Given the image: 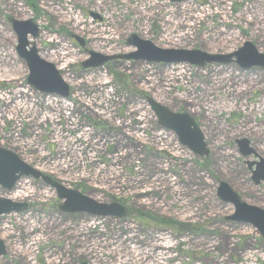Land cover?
Here are the masks:
<instances>
[{"label":"rangeland","instance_id":"1","mask_svg":"<svg viewBox=\"0 0 264 264\" xmlns=\"http://www.w3.org/2000/svg\"><path fill=\"white\" fill-rule=\"evenodd\" d=\"M150 1L157 6L140 15L135 6H147L144 0H0V148L66 188L128 210L121 220L67 215L40 180L21 179L11 192L0 187V198L28 204L26 212L0 218L6 251L0 264H139L131 250L161 251L163 264H218L219 258L227 264L251 259L264 264L262 238L250 225L228 221L234 209L216 195L224 182L244 203L264 210V181L256 185L248 169L264 159V70H242L234 63L197 68L132 60L80 67L89 52L134 53L126 44L131 35L165 50L228 55L249 42L264 54V0ZM75 17L86 24H74ZM8 18L37 24L38 56L57 68L70 88L69 101L39 96L27 86ZM174 18L184 23L177 33L170 26ZM88 22L94 33L85 29ZM72 36L84 39L85 48ZM14 94L23 105L31 104L34 114L7 113L5 104L15 101ZM148 100L188 114L203 134L208 156L197 158L174 133L162 130ZM53 110L58 111L55 126L42 122V114L53 115ZM58 132L63 141L75 139L73 145L91 161L76 166L72 155L59 153ZM241 139L256 156L241 155L235 143ZM86 141L99 144L86 146ZM61 162L66 171L51 167Z\"/></svg>","mask_w":264,"mask_h":264},{"label":"water","instance_id":"2","mask_svg":"<svg viewBox=\"0 0 264 264\" xmlns=\"http://www.w3.org/2000/svg\"><path fill=\"white\" fill-rule=\"evenodd\" d=\"M169 1L182 2L184 0ZM9 23L16 37V55L24 62L28 71L27 85L42 94L67 98L69 89L56 68L42 60L37 54L33 42L38 37L37 26L31 20L17 21L9 19ZM28 37L32 41H29ZM76 39L82 47V41L78 38ZM126 44L133 47L136 51L129 55L110 57L89 53L90 58L83 62L81 67L83 69H95L110 61L132 60L164 65L187 64L197 68H204L206 65L211 64L227 65L234 63L242 70H248L253 67L264 70V54H260L249 42L244 43L241 48L228 55H214L195 50L159 49L151 42L142 40L135 35L129 36ZM148 105L156 116L157 124L173 132L182 146L200 158L208 156L209 151L204 142L203 134L188 114L170 112L152 100H148ZM236 144L242 156L255 155L248 148L247 140H237ZM254 165L252 180L258 185L259 182L264 181V159H259V162ZM248 166L251 167V164L249 163ZM29 177L35 180L41 179L44 184L55 191L56 197L63 201V204L59 207V211L62 213L87 214L100 218L124 219L126 217V209L119 204H100L78 192L67 190L62 185L42 176L39 172L26 165L12 152L0 148V186L4 190L11 191L18 180ZM216 195L221 202L232 205L234 209V213L227 219L228 221L250 225L258 232L264 242V210L244 203L224 182L218 184ZM26 209L27 206L25 204H16L0 198V217L11 213H22ZM5 254L4 244L0 240V257L5 256ZM80 264L86 263L81 262Z\"/></svg>","mask_w":264,"mask_h":264},{"label":"bare ground","instance_id":"3","mask_svg":"<svg viewBox=\"0 0 264 264\" xmlns=\"http://www.w3.org/2000/svg\"><path fill=\"white\" fill-rule=\"evenodd\" d=\"M95 1V0H94ZM139 1H142V0H135V2H139ZM215 1H217V2H222V0H215ZM144 2H147V6H145L144 7V5H139V4H137V6H135V10L136 11H139V14L140 15H143V14H145V12H148L149 11V9H151L152 7H155V6H157V3H155V2H153V1H150V0H144ZM140 8H142V9H140ZM190 8V6H186V9H189ZM70 13L71 12H67L66 13V15L67 16H69V19L71 20V15H70ZM169 14L172 16V15H174L175 14V12L174 11H169ZM177 15V14H176ZM73 23L74 24H77L78 26H80V25H83L85 22H83V21H81V19H79L78 17H75V18H73ZM86 24V23H85ZM183 25H184V23L183 22H181V21H178V19L177 18H174L173 20H171L170 21V26L171 27H173L172 28V32H175V33H177L176 32V29H179V28H181V27H183ZM86 26H88V27H84L86 30H88V31H90V32H93L94 33V30L96 29V28H94L93 26H92V23H87V25ZM175 29V30H174ZM174 30V31H173ZM0 60H2V59H0ZM6 64V63H5ZM0 66H1V64H0ZM6 66H7V64H6ZM168 77H170V79H172V78H174L171 74L168 76ZM101 81V80H100ZM87 82V81H86ZM68 84H70V82H67ZM99 82H97V83H95V81H88L87 82V84H89V85H94V84H96L95 85V87L98 89V90H103V88H104V86L103 85H99L98 84ZM13 98H14V100L15 101H13L12 103H6L5 104V108H7L8 110H6V112L8 113H10V114H12L13 116H15L16 114H19L20 113V115H26L25 113H27V114H29L30 112H32L33 114H34V112H33V106L31 105V104H27V105H23V103H20L19 101H18V99H17V94H14L13 95ZM91 101H93V100H91ZM91 101H89L88 102V104H85L86 106H88L89 107V104H91ZM93 103L94 104H98V105H101V104H99V103H96V101H93ZM48 106H50V105H48ZM65 106V105H64ZM53 108H55L54 106H52ZM46 108V107H45ZM63 109H65V107H63ZM55 112H58L57 110H53V115H47V114H42V116H41V121L42 122H51L52 124H53V126H55V123H56V117H58V115L55 113ZM66 119L68 120V121H70L71 120V118L69 117H66ZM68 125V124H67ZM75 129V128H74ZM55 135H57V136H60V137H62V142H60V140L61 139H58L57 140V142H58V144H59V150H58V152L59 153H61V152H64V151H66L67 153H69L70 155V157H71V155H72V162L74 163H76V166H79L80 164H81V162H85V163H87L88 161L90 162L91 161V157L92 156H89V155H87L86 153H85V155L84 156H81V154H80V147H77V146H74L73 144H74V141H76L75 139L74 140H72V139H69L68 138V141H63V137H64V135L62 134L61 135V133L60 132H58L57 134H55ZM54 135V136H55ZM59 138V137H58ZM163 139H167V137H163ZM85 140H87V139H85ZM27 142H25V144H26ZM70 143V144H69ZM30 144V143H29ZM97 144H99V142L97 143V141H93V142H91L90 141V143H89V141H86V146H93V145H97ZM26 146H29V145H26ZM78 148V149H77ZM85 163L84 164H82V165H84L85 166ZM66 164H67V161H66ZM52 168H54V169H56V168H58L59 170H63V171H66L67 170V168L66 167H64L63 166V163L61 162V163H57V164H54V166L52 165L51 166ZM83 167V166H82ZM83 170V169H82ZM99 170H102V168H99ZM95 175H96V177H97V175H98V172H96L95 173ZM83 178H87V177H85V176H83ZM108 179H110V177H101V180H103V181H105V180H108ZM91 181V180H90ZM94 181H96V178H93V182ZM91 184H93V183H91ZM15 197L14 198H20V196L19 195H14ZM185 213V212H184ZM29 230H34V226H31V225H29ZM37 238L36 239H33V240H31L32 241V243L30 244V246H32V245H34V243H36L37 242ZM152 248H155V247H152ZM163 248V246H159L158 248H156V249H162ZM155 249V250H156ZM28 250H30V247L28 246V247H26V248H24V252H26V251H28ZM155 250H154V252H155ZM116 252H119L120 253V251H117V250H115ZM131 253L133 254V257L136 259V263H139V264H143L144 262L142 261L143 260V258H151L152 260H155V262L156 263H158V264H163V263H161L160 261H163V260H165V259H163V255L161 254V251H159L157 254H155V253H150V252H147V251H143V253H141V254H138V253H135V251H132L131 250ZM139 257H143L142 259H138ZM51 262H55V260H53V261H51ZM253 260L251 259V260H245V262L243 263V264H253ZM216 263H218V264H227V262H226V260H224V259H222V258H219V260L216 262Z\"/></svg>","mask_w":264,"mask_h":264},{"label":"flooded vegetation","instance_id":"4","mask_svg":"<svg viewBox=\"0 0 264 264\" xmlns=\"http://www.w3.org/2000/svg\"><path fill=\"white\" fill-rule=\"evenodd\" d=\"M9 19H13V18H8V20H7V22H8V24L10 25V23H9ZM14 20H16V19H14ZM17 21H19V20H17ZM10 28H11V26H10ZM37 28H38V36H39V32H40V29H39V27L37 26ZM12 30V29H11ZM13 32V31H12ZM38 38V37H37ZM36 38V39H37ZM76 38H78V39H80L81 41H82V44H83V46L81 47L82 49L83 48H85V46H86V41L84 40V39H82V38H80V37H77V36H72L71 37V39H72V42L75 44V45H79V42L77 41V39ZM35 39V40H36ZM29 40H31V38L29 37ZM80 46V45H79ZM89 53H91V52H89ZM105 56V55H104ZM113 56V55H112ZM119 56V55H118ZM122 60H115V61H110V62H121ZM82 69V68H81ZM83 71H84V69H82ZM26 84H27V82H26ZM36 93H38V92H36ZM39 94V93H38ZM69 95H70V91H69V94H68V97H69ZM39 96H44L43 94H39ZM54 97H57V96H54ZM68 97L67 98H64V100H68ZM63 101V100H62ZM69 101V100H68ZM154 102V101H153ZM156 103V102H155ZM158 104V103H157ZM147 105H148V102H147ZM160 105V104H159ZM162 106V105H161ZM148 107H149V105H148ZM162 107H164V106H162ZM166 108V107H165ZM149 109H150V107H149ZM167 109V108H166ZM169 110V109H168ZM170 111V110H169ZM150 112H151V114L154 116V118H155V120H156V122H157V119H156V116H155V114H154V112L150 109ZM170 112H173V111H170ZM173 113H177V114H183V112H173ZM191 118V117H190ZM193 120V119H192ZM194 121V120H193ZM195 122V121H194ZM157 124V123H156ZM196 124V123H195ZM197 125V124H196ZM159 126V125H158ZM160 127V126H159ZM161 128V127H160ZM162 129V128H161ZM162 130H164V129H162ZM167 131V130H166ZM83 136H85V134L83 135ZM235 143H236V141H235ZM254 152V151H253ZM255 153V152H254ZM256 155V154H255ZM197 158H199V159H201L200 157H198L197 156ZM256 162H252V163H250L251 164V167H249L248 166V169H250V171H251V173H252V168H255V164ZM33 168V167H32ZM35 169V168H34ZM36 170V169H35ZM38 171V170H37ZM42 176H46V175H44V174H42V173H40ZM47 178H49V179H51L52 181H54V182H56L54 179H52L51 177H48V176H46ZM38 180H40L43 184H44V182L41 180V179H38ZM35 181H37V180H35ZM251 181L252 182H254L253 180H252V176H251ZM57 184H60V185H62V186H64L63 184H61V183H58V182H56ZM261 183V182H260ZM46 187H48L46 184H44ZM65 187V186H64ZM50 190H52L54 193H55V191L53 190V189H51L50 187H48ZM69 189V188H68ZM72 191H74L73 189H71ZM75 192H79V191H77V190H75ZM80 193V192H79ZM82 194V193H81ZM56 195V194H55ZM84 195V194H83ZM63 214H67V215H74V214H68V213H63ZM127 214H128V210H127Z\"/></svg>","mask_w":264,"mask_h":264}]
</instances>
